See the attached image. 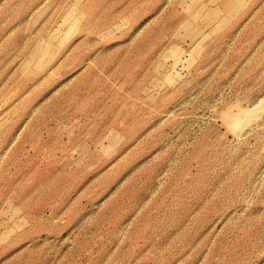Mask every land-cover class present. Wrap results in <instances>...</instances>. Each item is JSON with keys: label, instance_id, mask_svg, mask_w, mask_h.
<instances>
[{"label": "rangeland", "instance_id": "rangeland-1", "mask_svg": "<svg viewBox=\"0 0 264 264\" xmlns=\"http://www.w3.org/2000/svg\"><path fill=\"white\" fill-rule=\"evenodd\" d=\"M261 101L264 0H0V264H264Z\"/></svg>", "mask_w": 264, "mask_h": 264}, {"label": "bare ground", "instance_id": "bare-ground-1", "mask_svg": "<svg viewBox=\"0 0 264 264\" xmlns=\"http://www.w3.org/2000/svg\"><path fill=\"white\" fill-rule=\"evenodd\" d=\"M261 104H258V106H256V107H253L252 109H250L249 111H246V112H244L243 113V115H242V118L241 119H239L238 121L237 120H233V121H235L234 122V124L236 125V127H239V126H246V125H244V124H248V122H249V119L252 117V116H254V114H256V115H258V113H259V111H260V106L261 107H264V106H262V105H264L263 103H262V101L260 102ZM258 108V109H257ZM262 109H264V108H262ZM259 110V111H258ZM238 115V114H237ZM240 117V116H239ZM258 117V116H257ZM246 119H248V121L246 120ZM253 119V118H252ZM252 119H250V121H252ZM255 119V118H254ZM246 120V121H245ZM244 122H246V123H244ZM234 125V126H235Z\"/></svg>", "mask_w": 264, "mask_h": 264}]
</instances>
